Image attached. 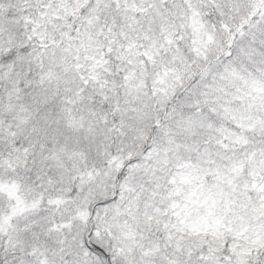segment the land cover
I'll return each mask as SVG.
<instances>
[{"label":"snow or ice","instance_id":"snow-or-ice-1","mask_svg":"<svg viewBox=\"0 0 264 264\" xmlns=\"http://www.w3.org/2000/svg\"><path fill=\"white\" fill-rule=\"evenodd\" d=\"M0 264H264V0H0Z\"/></svg>","mask_w":264,"mask_h":264}]
</instances>
